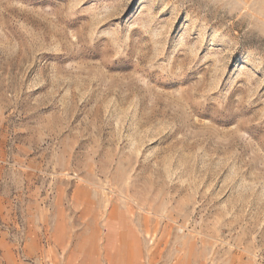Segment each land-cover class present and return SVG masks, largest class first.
Returning <instances> with one entry per match:
<instances>
[{
	"label": "rangeland",
	"instance_id": "rangeland-1",
	"mask_svg": "<svg viewBox=\"0 0 264 264\" xmlns=\"http://www.w3.org/2000/svg\"><path fill=\"white\" fill-rule=\"evenodd\" d=\"M0 264H264V0H0Z\"/></svg>",
	"mask_w": 264,
	"mask_h": 264
}]
</instances>
